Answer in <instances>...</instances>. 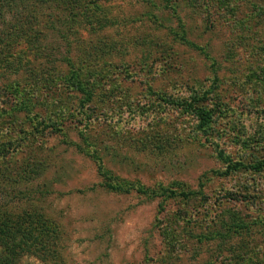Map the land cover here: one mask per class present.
Listing matches in <instances>:
<instances>
[{
    "label": "rangeland",
    "instance_id": "1",
    "mask_svg": "<svg viewBox=\"0 0 264 264\" xmlns=\"http://www.w3.org/2000/svg\"><path fill=\"white\" fill-rule=\"evenodd\" d=\"M10 27L0 264H264V0H0Z\"/></svg>",
    "mask_w": 264,
    "mask_h": 264
},
{
    "label": "trees",
    "instance_id": "2",
    "mask_svg": "<svg viewBox=\"0 0 264 264\" xmlns=\"http://www.w3.org/2000/svg\"><path fill=\"white\" fill-rule=\"evenodd\" d=\"M76 1H79V0H70V4H73L75 3ZM11 28V27H10ZM29 32V33H28ZM28 33V38L30 39H33V38H36L37 37V34H34V30L32 31L31 33V30H22V29H16V30H13L11 28V31H9V33H4L2 30H0V44L2 43H5V45L8 44V41L10 40V38L14 39V38H18L19 36H26ZM2 50V49H0ZM2 68H7V67H2ZM1 69V68H0ZM189 107H194L192 104H189L188 105ZM194 111H196L199 119L202 121V125H207L210 121L207 117V113L203 110V109H200V108H196L194 109ZM255 168H259L258 166H254ZM17 224V223H16ZM6 230L5 227L3 225L0 224V237H1V232L2 230ZM58 234V230L55 229V228H51L50 230L48 229L47 231L45 232H41L38 231V234H23L20 239L17 242V247H20L22 248L24 251H29L32 249V251H35V247H37L35 245V243H39L42 244V245H47L48 242L51 243V240H55L57 238V235ZM33 240H36V242H33Z\"/></svg>",
    "mask_w": 264,
    "mask_h": 264
}]
</instances>
